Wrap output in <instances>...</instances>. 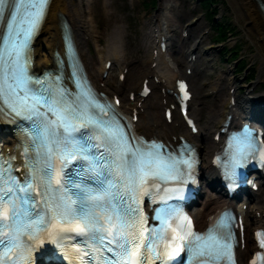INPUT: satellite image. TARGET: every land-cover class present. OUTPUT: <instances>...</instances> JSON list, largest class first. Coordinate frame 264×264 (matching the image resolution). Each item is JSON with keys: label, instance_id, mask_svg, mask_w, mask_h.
<instances>
[{"label": "snow or ice", "instance_id": "snow-or-ice-1", "mask_svg": "<svg viewBox=\"0 0 264 264\" xmlns=\"http://www.w3.org/2000/svg\"><path fill=\"white\" fill-rule=\"evenodd\" d=\"M48 3L14 0L5 31L0 32V99L9 114L32 121L30 146L34 153L32 173L23 184L10 175L6 165H0V201L11 204V216L5 208L0 223L10 220L3 226L12 229L3 234L0 246L21 249L12 264L24 258L22 238L31 240L46 228L58 229L61 234L74 232L85 245H99L102 264H140L147 259L141 250L160 259L156 245L166 239L169 229L174 233L169 245L176 240L183 242L174 252L187 248L196 257V264H231L230 236L221 231L228 226L227 215L204 235L191 231L181 235L170 222L178 220L182 231L185 224L191 228V221L181 219L178 209L166 200L162 207L153 209L152 219L158 226H148L142 214L137 199L141 189L149 181H181L193 166L191 159L177 157L163 145L130 138L114 115L105 119L106 107L97 103L90 91L70 99L65 90L27 75L31 38ZM8 4L9 0H0V15ZM234 140L255 150L248 132ZM242 153L243 147L232 156L229 176L242 166ZM83 255L96 259L92 251Z\"/></svg>", "mask_w": 264, "mask_h": 264}, {"label": "bare ground", "instance_id": "bare-ground-1", "mask_svg": "<svg viewBox=\"0 0 264 264\" xmlns=\"http://www.w3.org/2000/svg\"><path fill=\"white\" fill-rule=\"evenodd\" d=\"M92 0H52L48 9V14L43 27L42 35L36 47L37 63L46 64L50 60V54L55 47L60 46L61 41V29L63 19H67L73 29L76 40L81 43L83 51L85 53L87 62L91 71L100 80L102 69L108 59L113 57L117 64H120L123 71L127 69L126 77L120 81L117 86L108 87L113 92H128L129 90L136 89L141 86L142 81L146 77H152L154 90L153 93L148 95L140 103V118L138 124L140 128L145 131H152L153 133L170 134L173 132H179L184 130L181 119L175 116L172 122L166 123L162 118V114L168 105L169 97L163 92V88L172 87L177 77H182V70L186 72V68H183L182 64L187 67V62L183 57V54L191 49L193 43L190 46H185V40L181 42L178 49L175 51L166 50L165 53H155V39L162 33H168L170 26H176L178 23L171 14L170 0H165V4L160 6V10L152 17V23L143 34L145 49L148 48V44L152 46L151 52L148 54V58L137 60L133 62L131 59L125 57V38L123 29L125 26L122 22H115L109 29L108 38L105 39L104 45L94 42L97 54L96 56L90 53L88 46L89 39L95 37V20L91 12ZM243 5V11L239 9L240 17L243 22L250 24L261 43L264 44V13L263 7L264 0H238ZM237 17V15H236ZM157 22V25H154ZM165 25V27L162 26ZM247 30L250 32L249 28ZM99 36L97 37V39ZM105 38V36H104ZM183 40V39H182ZM190 43V42H188ZM261 75L264 76V55L261 56L260 62ZM186 74V73H184ZM192 79L193 75L191 76ZM219 87V84L217 85ZM215 90V88L213 89ZM140 97H136L134 100L126 99L127 103L131 105L139 104ZM239 103V102H238ZM242 104V103H241ZM198 98L195 97L193 101V109L197 116L201 118V109L198 106ZM239 107H242L238 104ZM208 110L204 115L203 123L209 127H217L218 124L225 118L229 109V101L223 106L219 105V108ZM236 113V118L239 114ZM206 139V135H204ZM212 201L217 198L212 196ZM264 199V194L262 195ZM209 201H207L208 203Z\"/></svg>", "mask_w": 264, "mask_h": 264}, {"label": "rangeland", "instance_id": "rangeland-1", "mask_svg": "<svg viewBox=\"0 0 264 264\" xmlns=\"http://www.w3.org/2000/svg\"><path fill=\"white\" fill-rule=\"evenodd\" d=\"M177 1L180 2V5L175 7L173 12L180 26L181 24L183 25L186 20H195L193 17H197L193 23V38L195 40L200 39V32L203 27H211L210 32L207 34V39L217 35L219 30L220 36H228V39L225 41L229 45H231L235 39H238L235 47L240 50L239 53L243 56L244 61L247 62L244 69L246 70V68L251 65V67L247 69V72H256L257 69H260L261 56L264 55V44L259 40L253 30L254 28L248 23L245 24L242 20L244 18L240 17L239 9L243 11V5L239 3L238 0H215L214 3L208 6L204 4V0ZM160 2L161 0H92L91 11L96 21V31L94 33L95 37H91L88 44L93 54L96 55L97 52L94 44V42H97L95 38L99 35V43L104 45L103 43L105 39L108 38L111 26H113L115 22H122L126 26L123 29L126 57L131 60L148 58V54L151 52V46L147 49L143 46V32L148 29L152 17L151 15L156 11L157 7H159ZM194 4H196V7L191 9V6H195ZM219 11H224L222 22L225 27L221 28L215 24L216 22H214L212 18V15L214 16ZM247 27L250 32L247 30ZM180 32L181 30L177 33L180 34ZM117 67L118 66H116L112 70L110 76L106 78V82L110 86L119 85ZM244 71L241 72L239 76H243V78L246 79L247 76H245ZM230 76L231 73H228L227 77ZM196 80L199 85V91H205L204 89L209 87V85H200V76L197 75ZM235 84L239 85L240 82L237 81ZM222 85L224 84L222 83ZM261 86H264V83ZM205 98L206 97L200 98V100L203 101V107L206 104L204 102ZM208 102L207 105H212L208 107H214V109L216 107L219 108V104H215L214 100H209ZM206 111V109H203V115H205Z\"/></svg>", "mask_w": 264, "mask_h": 264}]
</instances>
